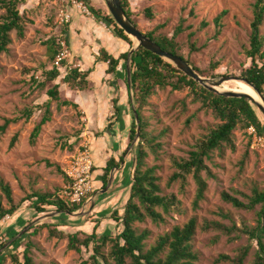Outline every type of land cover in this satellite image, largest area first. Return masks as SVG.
Returning a JSON list of instances; mask_svg holds the SVG:
<instances>
[{"label": "rangeland", "instance_id": "rangeland-1", "mask_svg": "<svg viewBox=\"0 0 264 264\" xmlns=\"http://www.w3.org/2000/svg\"><path fill=\"white\" fill-rule=\"evenodd\" d=\"M100 2V10L108 11L106 0ZM253 2L254 0H131L130 9L137 27L144 33L154 31L156 35L171 36L180 25L183 31L176 36V41L182 56L191 66L200 69L209 67L211 61L217 62L216 76L207 77L217 80L220 76H239L240 68L249 63L243 47L248 45ZM146 9L150 10L153 16L151 19L146 16ZM222 9H226L227 13L221 21L220 33L216 34L214 18ZM20 11L26 19L23 36L19 37L12 30L9 33L11 43L8 50L0 54V125L4 118H18L0 133V180L11 187L15 203L25 199L33 191L62 196V191L69 183L67 172L72 163L82 152L88 151L95 169L91 180L94 192L90 201L71 213L56 212L50 206H46L44 212H37L35 198L24 200L12 216H5L1 221L2 227L12 225V231H17V235L20 233L18 237L25 233L21 246L16 250L9 247L15 239L13 238L0 248V253L9 247L11 250H7L9 252L3 264H14L9 253L15 251L20 255L29 240L33 244L31 253L37 264H80L84 260L88 261L92 253L91 247H82L80 252L68 249V238L49 236L47 226L57 225L58 229L65 233H76L79 238L91 233L95 225L98 235L114 236L121 230V225L113 220L112 215L115 212L118 215L123 213L129 195V187L125 183L129 173L131 175V169L128 172L126 168L138 143L136 138L128 145L131 107L127 97L120 120L114 124L113 117L107 116L106 124L101 129L93 122L96 120L94 112L88 106L82 105L86 108V115L78 104L77 108L58 107V102L50 99V120L41 127L35 143L31 144V131L43 112L42 105L48 100L47 90L53 84L58 83L60 97L70 101L87 92L67 89L59 80L62 79L61 75V78L58 77L51 83L46 82L44 72L50 68V63L44 43L50 37L56 39L64 27L58 23L56 5L45 0H29L20 5ZM4 13V9L0 8V21ZM202 21H206L207 26H202ZM71 22L76 27L79 25V29L82 25L86 27L91 24L92 33L100 36L102 43L118 45L116 41L109 40L108 33L101 34L99 24L90 17H83L78 21L71 15ZM108 28L112 30V27ZM260 31L264 34V23ZM131 40V45L134 46L136 41ZM71 53L73 54V50ZM86 59L89 63V57ZM121 73L124 82V67ZM243 86L246 87L243 81L227 80L218 87L222 90H236ZM187 93V88L181 91L171 90L170 87L158 88L142 109V116L147 121L146 130L160 145L156 152H148L146 164L155 167L160 193L174 194L179 205L168 214H163L162 222L156 223L146 218L135 225L139 230L149 231L145 240V248H148L173 226H181L190 217H195L196 230L192 248L198 257L196 264H232L228 260L216 262L215 259L221 254L233 258L237 255L238 248L247 244L250 248L243 264H250L258 249L255 239L239 233L238 238L231 240L230 237H234L237 232L228 235L220 229H204V225L206 222H217L227 227L235 224L239 229L243 226L256 227L260 205L251 210L236 208L222 200L221 193L225 191L246 202V196L254 188L264 189V143L252 145L246 130H234L235 148H227L223 155L215 151L205 160L213 176L207 177L202 172L207 189L204 199L194 209L196 185L192 176L186 175L183 188L180 179L169 182V178L177 171L174 161L187 159L196 141L207 132L208 127H213L218 121L211 112L201 109L199 103H193ZM26 109L31 110L27 119L23 116ZM260 116L264 122L261 113ZM14 135L16 140L13 146H9ZM122 138H126L124 148ZM116 142H119L118 145ZM123 153V162L111 169L109 176L112 174V180L104 191L105 187L101 188L103 167L110 157L117 161ZM245 153L247 156L241 164ZM2 204L7 206L3 195ZM35 229L37 232L33 233ZM6 237L8 235L0 237V241ZM109 249L108 243L103 247L104 254Z\"/></svg>", "mask_w": 264, "mask_h": 264}, {"label": "trees", "instance_id": "trees-1", "mask_svg": "<svg viewBox=\"0 0 264 264\" xmlns=\"http://www.w3.org/2000/svg\"><path fill=\"white\" fill-rule=\"evenodd\" d=\"M27 1L0 0V8L5 11L0 21V54L8 50V46L11 43L9 33L12 30H15L19 37L23 36L26 19L24 13L20 11V5ZM82 1L88 6L95 19L102 21L107 27H112L113 34L123 39L129 45V49L117 57L111 55L104 49L99 50L98 59L107 63L106 74H118L117 68L120 63L126 70V61L132 46L131 38L116 24L108 11L103 12L100 9L94 8L90 0ZM130 1L120 0V4L126 15L135 23L132 18L133 13L130 9ZM226 13L227 10L222 9L214 18L217 26L216 34L220 33L221 21ZM145 14L148 19L153 17L149 9H146ZM263 23L264 0H254L248 45L243 47V53L249 63L240 68L239 77L264 95V34L260 31ZM202 26H207V22L202 21ZM182 31L183 29L179 25L171 36L163 34L156 35L154 31H149L145 34L162 49L184 58L180 53V46L176 41V36ZM44 44L46 45L48 61L50 63V68L44 72L46 82L51 83L58 77L61 78V75L62 79H60V82L67 89L77 91L86 90L89 85V75L92 69L79 70L73 68L66 71L63 63L55 62V55L58 50L55 37H50ZM130 67V86L127 84L126 73L124 77V83L127 89V101L131 107L132 119L128 128L127 138L128 145L135 137L138 138V143L133 149V158L126 168L128 172L131 169V175L129 173L125 183L129 187V195L124 204L123 213L118 215L115 212L112 215L113 220L121 225V230L114 236L108 234L98 235L95 225L91 233L87 234L84 238H79L76 233H65L63 230L58 229L57 225H48L49 236L58 239L67 237V248L76 250L77 252H80L82 247H91L92 253L88 261L84 260L80 264H85L86 262L90 264H127V260H129V264H196L198 257L192 248V241L196 230L195 217H190L181 226H173L168 232L160 235L156 242L148 248H145V240L149 235V231L147 229L139 230L135 225L136 222L141 223L146 218H150L156 223L162 222L164 220L163 214H168L173 209L178 208L179 205V201L174 194L166 195L160 193V187L155 176V167L147 166L146 164L145 160L148 152H156L160 145L155 142V137L146 130L147 121L142 116V109L148 104L149 98L158 88L170 87L171 90L179 91L187 88V96L191 98V101L193 103H199L201 109L211 112L213 117L218 121L213 127H208L207 132L196 141L194 149L189 152L187 159L174 161V166L177 171L169 178V182L180 179L183 188L186 175L192 176L196 185L193 199L194 209H197L199 202L204 199L207 189L206 178L202 176V172H205L207 177L213 176L205 160L210 158L211 153L215 151L219 155H223L227 148L233 150L235 148L233 132L236 129L246 130L248 126L253 125L256 127L258 133L264 136V122L261 119L260 111L250 100L244 97H228L208 90L185 75L167 60L141 46H138L131 53ZM192 67L203 77H214L216 76L215 70L218 68V63L211 61L209 67L206 69ZM246 83L245 86L254 91ZM47 96L48 100L42 105L43 112L31 131L29 137L31 144L35 143L41 127L50 120V99L56 100L58 107L73 106L77 108L78 106L77 103L60 97L58 83L53 84L47 90ZM112 102L114 108L112 115L113 123L116 124L122 116L123 107L118 104L115 98L112 99ZM132 107H134L138 114V123L132 113ZM30 115L31 110L29 109H26L23 113L26 119ZM16 120L18 118H4L3 124L0 125V133L4 132L10 122H15ZM137 127L139 128L138 131ZM15 140L16 135L10 139L9 146H13ZM124 153L121 154L117 161L114 157H110L106 161L101 175V188L106 186L111 169L117 168L123 162ZM246 156L245 153L241 164L244 163ZM94 170V166H92V172ZM0 190L7 203V206L2 204V195H0V237L8 235L3 241H0V248L18 233L17 231H12V225L2 227L1 221L6 215L9 217L12 216L24 200L35 198V203H37L35 204V209L37 212H44L46 206H50L56 212L71 213L81 206L80 204L70 203L65 198L56 194L40 191H33L25 199L15 203L11 187L3 180H0ZM221 198L225 202L240 209L251 210L256 205H260L256 227L248 228L247 226H243L239 229L235 224L227 227L217 222H206L204 229H220L228 235L231 232H237L234 237H230L231 240L238 238L239 233L247 234L250 239L256 240L258 246L254 259L250 264H264V189L259 190L254 188L252 193L246 196V202L225 191L221 193ZM36 232V229L33 230V233ZM24 236L25 233L13 239L9 247L16 250L21 246L20 242ZM108 243L110 244V249L107 254H104L103 247ZM32 246V242L28 240L25 243L24 249L21 251V256L19 253L11 251L9 253L11 261L14 264H37L32 257ZM9 247L0 253V264L4 263L6 254L9 252L7 250H11ZM249 248V244L241 246L238 248V253L235 257L230 258L228 255L221 254L215 261L228 260L232 264H243Z\"/></svg>", "mask_w": 264, "mask_h": 264}, {"label": "crops", "instance_id": "crops-1", "mask_svg": "<svg viewBox=\"0 0 264 264\" xmlns=\"http://www.w3.org/2000/svg\"><path fill=\"white\" fill-rule=\"evenodd\" d=\"M90 3L96 9L101 8L100 0H90ZM69 13L77 18L78 21L82 20L83 17H90L99 24L101 34L103 32L108 33V35H110L108 36L109 40H114L118 43V45H105L102 43L100 36H94L92 33L91 28L93 25L91 24L86 27L85 25H82L79 29V25L78 27L74 26L73 22L70 20L69 23L64 25L62 30L67 40L70 52L73 50V54L71 53L69 59L73 63L75 61L79 64V67L77 68L79 70L92 69L89 75V88L84 90L87 93L81 97H77L78 99H74L75 101L73 100V102L81 106L85 114L86 108L82 105L88 106L91 111L93 110L92 112H94L93 115L96 119L93 122L97 124L98 128L102 129L106 124L105 121L107 116L111 117L114 113L112 102L113 98L117 99L118 104L123 107L122 109L125 111L124 108L127 98V89L125 83L122 81V64L120 63L117 68L118 74H106L105 70L107 63L98 59V52L100 49H104L111 55L117 57L119 54L127 51L129 49V45L123 39L115 36L112 30L106 27L102 21L95 19L92 15H86L72 6L69 7ZM86 57H89V63ZM90 122H92V118L90 119ZM111 131L112 134H114V130L112 129ZM122 139L124 142L122 143V147L124 148L126 146V138Z\"/></svg>", "mask_w": 264, "mask_h": 264}, {"label": "built area", "instance_id": "built-area-1", "mask_svg": "<svg viewBox=\"0 0 264 264\" xmlns=\"http://www.w3.org/2000/svg\"><path fill=\"white\" fill-rule=\"evenodd\" d=\"M54 5L57 8L58 23L62 26L69 23L71 20V14L69 13V7H75L86 15H92L88 6L82 0H45ZM93 16V15H92ZM104 24V23H103ZM105 25V24H104ZM106 26V25H105ZM107 27V26H106ZM56 44L58 46L57 53L55 55V62L63 63L64 69L71 70L78 68V63H73L69 58L71 52L68 48V43L65 35L62 31L59 32L56 37ZM246 132L251 138L252 145H263L264 136L258 133L255 126L250 125L247 127ZM92 166L93 162L88 151L82 152L72 163L69 171L67 172L69 183L62 191V196L70 203L85 205L92 199L93 187H92ZM8 215H6V218Z\"/></svg>", "mask_w": 264, "mask_h": 264}, {"label": "water", "instance_id": "water-1", "mask_svg": "<svg viewBox=\"0 0 264 264\" xmlns=\"http://www.w3.org/2000/svg\"><path fill=\"white\" fill-rule=\"evenodd\" d=\"M106 6L111 14L112 18L116 22V24L132 39L136 41V44L131 47L128 53V58L126 61V77H127V84L130 86L131 84V67H130V55L131 53L138 47L141 46L152 53L162 57L163 59L170 62L172 65H174L177 69L182 71L185 75L192 78L194 81L202 85L204 88L217 92L221 95L228 96V97H244L248 100H250L256 108L260 111L262 116L264 117V95L259 92L257 89H255L251 84L246 83L243 81V79L237 75H231V76H220L217 80H210L207 77H203L199 75V73L182 57L173 54L169 51H166L162 49L155 41H153L151 38H149L144 32H142L137 25L126 15L125 11L123 10L120 0H106ZM227 80H240L252 87L254 91L257 93L259 99L253 98L251 95L239 92L235 90H219L217 87ZM132 100V98H130ZM132 113L134 117L136 118V122L138 123V114L135 111L134 107H132ZM137 127V131H138ZM137 137H135L136 139ZM112 180V174L109 176V180L103 189L104 191L108 188L110 185V182ZM20 234V233H19ZM18 234V235H19ZM16 235L14 238L18 237ZM11 242V241H9Z\"/></svg>", "mask_w": 264, "mask_h": 264}, {"label": "bare ground", "instance_id": "bare-ground-1", "mask_svg": "<svg viewBox=\"0 0 264 264\" xmlns=\"http://www.w3.org/2000/svg\"><path fill=\"white\" fill-rule=\"evenodd\" d=\"M219 90H222L220 89L219 87H217ZM235 91H239V92H244V93H247L249 95H251L253 98L255 99H259L257 93H255L254 91H252L251 89L247 88V87H240V88H237Z\"/></svg>", "mask_w": 264, "mask_h": 264}]
</instances>
